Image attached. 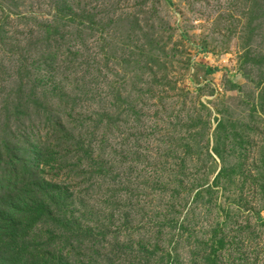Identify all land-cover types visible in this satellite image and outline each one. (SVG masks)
<instances>
[{"label":"rangeland","instance_id":"374dc122","mask_svg":"<svg viewBox=\"0 0 264 264\" xmlns=\"http://www.w3.org/2000/svg\"><path fill=\"white\" fill-rule=\"evenodd\" d=\"M29 189L69 214L27 259L264 264V0H0V203Z\"/></svg>","mask_w":264,"mask_h":264},{"label":"trees","instance_id":"16d2710c","mask_svg":"<svg viewBox=\"0 0 264 264\" xmlns=\"http://www.w3.org/2000/svg\"><path fill=\"white\" fill-rule=\"evenodd\" d=\"M167 1L171 4V0ZM215 71L210 69L211 73ZM29 195L27 202L20 204V207L13 204L15 202L0 203V244L3 245L0 246V264H57L56 255H52L46 263L39 253L28 255L27 259L23 248L19 247V242H25L31 224L34 226L38 222L51 221L57 226H66L69 208L62 202L63 193L58 190L45 192L43 189H29ZM223 246L224 239L216 240L212 255Z\"/></svg>","mask_w":264,"mask_h":264}]
</instances>
